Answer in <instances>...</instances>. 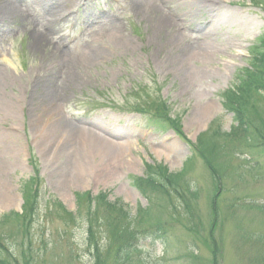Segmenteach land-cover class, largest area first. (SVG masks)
Wrapping results in <instances>:
<instances>
[{
  "label": "rangeland",
  "instance_id": "obj_1",
  "mask_svg": "<svg viewBox=\"0 0 264 264\" xmlns=\"http://www.w3.org/2000/svg\"><path fill=\"white\" fill-rule=\"evenodd\" d=\"M35 1L0 12V161L12 164L0 180L17 200L0 205L1 218L12 211L0 237L13 256L0 264H264V89L248 80L264 0H82L74 21L41 18ZM238 97L241 117L224 106ZM58 117L81 147L45 144ZM151 163L178 175L146 198L133 180ZM19 191L31 196L22 217ZM100 191L152 224L137 216L129 262L114 259L100 211L86 245L85 212L105 200L75 194Z\"/></svg>",
  "mask_w": 264,
  "mask_h": 264
},
{
  "label": "trees",
  "instance_id": "obj_2",
  "mask_svg": "<svg viewBox=\"0 0 264 264\" xmlns=\"http://www.w3.org/2000/svg\"><path fill=\"white\" fill-rule=\"evenodd\" d=\"M258 59L252 64L253 69L250 70V74L248 76V80L250 82V87L252 88H258L257 91L264 89V46L262 53L257 57ZM241 96V95H240ZM235 107H232L230 104V109L236 113L239 117L243 116L242 113H244V108L240 107L238 104H244L241 97H238L237 101H235ZM158 109L160 111L159 105H156L155 111ZM162 110L165 109V107L161 108ZM142 111V110H141ZM144 111V110H143ZM170 125H172L171 128H173L177 133L181 134V130L178 128L176 122H171ZM204 149L203 147L200 149ZM206 152V148L203 150V152ZM202 151H199L202 156L206 157V155ZM178 173H171L168 171L166 166L161 165L159 163H156L154 165H148L147 170L145 171V176L142 178H135L133 180V184L138 188V190L147 198L148 194L146 191V186L149 184H156L160 189H166L168 186H170L174 181H172ZM158 179V180H157ZM157 180V182H155ZM84 197L88 202H93L91 196H89L88 193L85 194H76L77 199L80 197ZM99 200V205L104 202L101 205L100 208L97 206L88 207V209L85 212V223H86V245L93 246L96 242H94V231L95 227H97V213L98 211L101 212V215L99 216V223H100V231L104 230L107 233V238L109 239V243H112L114 245H120L117 247V251L115 253V260L119 263L129 262L128 258V252L131 247L134 244L135 239V232L133 231L135 227L132 225L138 223L136 221L137 216L139 215V223L140 225L148 224L150 225L146 219L144 218V214L147 212H143L141 209L137 210V213L135 214L134 218H131L128 213L127 206L121 203L118 199H115L114 201H108L106 198L105 193H99L97 197L94 199V201ZM79 203V200H77ZM33 209L35 208L32 207ZM102 216V217H101ZM74 215H70L68 219L74 220ZM160 221H155V225L159 226ZM152 225V224H151ZM150 225V226H151ZM141 229V227H140ZM104 243L102 244H108V241L106 238H102ZM2 238H0V260H4V254L7 253L8 247L3 243ZM102 248V247H101ZM11 253V252H9ZM8 254V256L13 257L12 254Z\"/></svg>",
  "mask_w": 264,
  "mask_h": 264
},
{
  "label": "bare ground",
  "instance_id": "obj_3",
  "mask_svg": "<svg viewBox=\"0 0 264 264\" xmlns=\"http://www.w3.org/2000/svg\"><path fill=\"white\" fill-rule=\"evenodd\" d=\"M37 7H39V9L41 10V13L44 15L43 19H52L53 21H57V19H60L62 16V12L61 11H65V15L66 17L71 16V12H69V9H77V5L74 4L72 2V0H63V3L67 6L65 9L60 8V6H55L51 1L48 0H37ZM81 1V0H76V2ZM203 2L205 4L208 3L207 0H195V2ZM13 3L14 0H0V12H2L6 17H11L14 18L16 15L18 16L17 13L14 12L13 8ZM35 33V32H34ZM46 33V29L44 27H42L41 31H38L37 34L39 37H36L38 39L43 40V36ZM15 78L17 79V77H13L12 81H15ZM57 116V114L54 115V117ZM55 122V123H54ZM54 122L52 121L50 123L51 125V138L49 141V134L46 137V142H50L51 145H55L56 147H60V146H73L75 147H81L79 144L80 142L84 141H78L76 142V140H74L73 135L71 134L72 131L69 130L66 127H69L67 123H65L64 119L58 117L54 120ZM54 123V124H53ZM66 132L70 133V137L68 136V134ZM54 135H56L57 138L54 137ZM98 137V136H97ZM96 137V138H97ZM99 138V137H98ZM103 139V138H102ZM105 143H107L108 145H111V142H108L107 140L105 141ZM63 149V148H61ZM55 152H57L58 154H61V152H63L62 150L60 151L55 150ZM79 151H77L75 154H77V156L79 155ZM58 156V155H57ZM7 156L4 155L3 158H5L7 161ZM80 157V156H78ZM57 159V157H56ZM55 159V160H56ZM12 167V164H3V161H0V175L3 176L4 172L8 171L9 168ZM15 192H13V189H11V187H7L5 185H3V183L0 180V205H5L7 203H13L15 204L16 197L14 195Z\"/></svg>",
  "mask_w": 264,
  "mask_h": 264
},
{
  "label": "crops",
  "instance_id": "obj_4",
  "mask_svg": "<svg viewBox=\"0 0 264 264\" xmlns=\"http://www.w3.org/2000/svg\"><path fill=\"white\" fill-rule=\"evenodd\" d=\"M4 155H6L5 153H4ZM7 156V155H6Z\"/></svg>",
  "mask_w": 264,
  "mask_h": 264
}]
</instances>
